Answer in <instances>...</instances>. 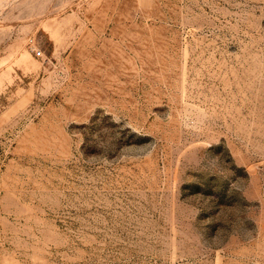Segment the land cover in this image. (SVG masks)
Here are the masks:
<instances>
[{
  "label": "rangeland",
  "instance_id": "1",
  "mask_svg": "<svg viewBox=\"0 0 264 264\" xmlns=\"http://www.w3.org/2000/svg\"><path fill=\"white\" fill-rule=\"evenodd\" d=\"M0 264H264V0H0Z\"/></svg>",
  "mask_w": 264,
  "mask_h": 264
},
{
  "label": "built area",
  "instance_id": "2",
  "mask_svg": "<svg viewBox=\"0 0 264 264\" xmlns=\"http://www.w3.org/2000/svg\"><path fill=\"white\" fill-rule=\"evenodd\" d=\"M37 54L38 55H42L43 54V51L41 49H37Z\"/></svg>",
  "mask_w": 264,
  "mask_h": 264
}]
</instances>
